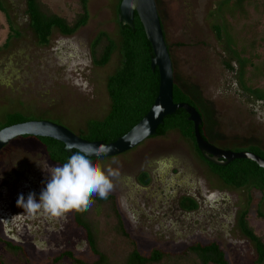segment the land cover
Masks as SVG:
<instances>
[{"label":"rangeland","instance_id":"obj_1","mask_svg":"<svg viewBox=\"0 0 264 264\" xmlns=\"http://www.w3.org/2000/svg\"><path fill=\"white\" fill-rule=\"evenodd\" d=\"M222 1L155 0L173 81L193 99L208 143L232 152L249 147L264 151V103L242 92L236 74L226 67H236L234 57L214 31V26L225 27L234 50L245 57L255 55L247 77L252 88L264 92V0H243V13L233 15L231 3L224 8ZM42 2L68 20L80 8L77 0ZM86 4L89 19L84 27L71 36L54 31L49 44L40 46L29 28L25 0H0V127L9 115L20 113L83 139L85 126L108 114L106 81L121 59L118 0ZM99 33L117 46L104 67H95L90 55ZM99 162L118 172L110 194L116 196L126 230L143 255L156 249L177 254L195 243L216 242L228 264H257L255 246L240 232L237 218L248 210L250 226L264 240V219L258 216L264 214V196L223 184L177 131ZM48 166L57 165L35 140L16 138L0 151V263L51 264L66 250L85 263L95 260L73 212L59 220L31 218L17 206L21 195L26 199L35 193L38 199L49 178ZM146 170L152 184L142 187L138 176ZM177 190L183 196L194 194L200 209L182 213L178 200L171 198ZM7 242L23 252L9 253Z\"/></svg>","mask_w":264,"mask_h":264},{"label":"trees","instance_id":"obj_2","mask_svg":"<svg viewBox=\"0 0 264 264\" xmlns=\"http://www.w3.org/2000/svg\"><path fill=\"white\" fill-rule=\"evenodd\" d=\"M77 1L80 6L79 11L68 20L52 12L42 0H25V14L29 21V28L38 45L47 46L54 31H58L63 36H71L87 24L89 14L86 0ZM242 1L223 0L221 7L226 8L231 3L229 12L232 15L243 13ZM120 2L121 0H118L117 11ZM118 26L120 64L106 81L110 110L102 120L90 122L85 126L83 139L88 142L102 141L108 144L125 135L148 113L158 94L159 73L157 69L154 71L151 69L150 64L154 54L138 16L134 14L133 28L123 26L120 22ZM214 31L218 41L224 43L234 57L236 67H226L236 74L242 92L254 97L257 102L264 103V92L261 89L252 88L247 77V68L254 66L255 55L245 57L234 50L233 41L225 27L214 26ZM10 39L8 35L7 41ZM116 49L117 46L113 40L105 33H99L90 45L93 65L106 66ZM173 102L194 107L191 96L175 83ZM28 121H30L28 117L14 113L7 117L0 130ZM204 129L205 124L202 121L200 134L207 141ZM169 131H177L183 139L190 142L198 158L205 162L195 143L193 124L188 121V114L184 110L178 109L173 115L166 117L164 124L158 127L155 137L165 136ZM22 139L35 140L41 144L45 148L49 161L57 166L65 163L69 156L76 152L73 150L71 154L67 153L61 142L49 138L24 136ZM245 152L253 153L264 160V151L258 147H249ZM206 164L226 186L236 190L247 187L264 196V170L256 163L238 159L227 166ZM138 182L141 186H148L150 183L148 173H141L138 176ZM93 200L94 203L87 211L73 212V222L83 232L86 244L95 256V260L92 263H85L77 259L72 251L66 250L54 257L51 264H228L225 253L216 242L195 243L177 254L156 249L149 255H143L137 242L126 230L116 196L109 194L107 199H100L97 196L93 197ZM179 207L181 210L192 212L197 208V203L185 197L181 199ZM248 213V210L239 213L237 226L240 232L254 244L257 254L256 263L263 264L264 240L250 226ZM258 216L264 219V214L258 213ZM5 249L14 255L23 252L20 246L8 242ZM2 263L6 264L4 260Z\"/></svg>","mask_w":264,"mask_h":264},{"label":"water","instance_id":"obj_3","mask_svg":"<svg viewBox=\"0 0 264 264\" xmlns=\"http://www.w3.org/2000/svg\"><path fill=\"white\" fill-rule=\"evenodd\" d=\"M118 12L121 24L129 28H133V17L136 14L152 46L154 56L150 66L152 71L158 70L159 88L148 113L125 135L108 144L102 141L88 142L66 128L47 121H28L11 125L0 130V151L12 140L30 136L59 141L70 154L82 146H93L98 152L103 150L98 159L114 157L135 148L148 138L155 137L158 127L164 124V119L182 109L188 114V121L193 124L197 149L206 161L215 166H227L234 160L246 159L264 170V160L253 153L222 150L208 143L200 134L202 118L197 110L188 104L173 102L172 62L155 0H121ZM108 148L111 150L107 151Z\"/></svg>","mask_w":264,"mask_h":264},{"label":"clouds","instance_id":"obj_4","mask_svg":"<svg viewBox=\"0 0 264 264\" xmlns=\"http://www.w3.org/2000/svg\"><path fill=\"white\" fill-rule=\"evenodd\" d=\"M102 152L93 146H82L62 165L48 166L49 178L38 199L35 193H29L26 199L21 195L17 206L31 218L59 220L71 212L87 211L94 203L93 197L107 199L118 172L99 162Z\"/></svg>","mask_w":264,"mask_h":264},{"label":"flooded vegetation","instance_id":"obj_5","mask_svg":"<svg viewBox=\"0 0 264 264\" xmlns=\"http://www.w3.org/2000/svg\"><path fill=\"white\" fill-rule=\"evenodd\" d=\"M119 22H120V20H119ZM121 23V22H120ZM208 142V141H207ZM214 146V145H213ZM203 157V156H202ZM204 159V158H203ZM205 160V159H204ZM205 165H207L206 163H209L208 161H206L205 160V162H203ZM211 164V163H210ZM208 166V165H207ZM209 167V166H208ZM209 169H210V167H209ZM145 171V170H144ZM210 171H211V169H210ZM146 173H149L147 170H146ZM141 174V173H140ZM213 174V173H212ZM151 175V174H150ZM214 175V174H213ZM151 179V178H150ZM150 184H152V182H150L149 183V185ZM148 185V186H149ZM142 187H147V186H142ZM179 190H177V191H174L173 193H171V198H173V201H177L176 202V205L179 207V203H180V201H181V199H183V198H191V199H193L196 203H197V208L194 210V211H192V212H187V211H184V210H181L180 209V207H179V210L182 212V213H185V214H188V213H193V212H196V211H198L199 209H200V206H201V201L197 198V197H195V195L194 194H192V193H187L185 196H183V194H182V192L180 191V192H178Z\"/></svg>","mask_w":264,"mask_h":264}]
</instances>
